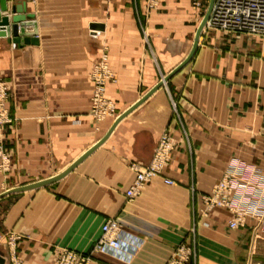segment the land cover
Returning a JSON list of instances; mask_svg holds the SVG:
<instances>
[{
    "label": "crops",
    "instance_id": "1",
    "mask_svg": "<svg viewBox=\"0 0 264 264\" xmlns=\"http://www.w3.org/2000/svg\"><path fill=\"white\" fill-rule=\"evenodd\" d=\"M208 1L195 9L193 0H160L148 11L147 0H6L2 17L12 22L16 7L34 16L38 35L28 45L0 37L13 118L0 130L11 160L0 196L42 186L0 199L4 254L10 246L22 264H56L65 250L92 256L90 264H167L185 244L188 264H248L258 223L233 230L228 210L202 216V201L234 160L264 176V37L202 32L192 61L113 129L188 58ZM104 54L116 110L99 120L91 74ZM166 131L171 164L129 201L130 165L149 163ZM109 220L121 226L122 249L96 252ZM253 252L264 264V232Z\"/></svg>",
    "mask_w": 264,
    "mask_h": 264
},
{
    "label": "built area",
    "instance_id": "2",
    "mask_svg": "<svg viewBox=\"0 0 264 264\" xmlns=\"http://www.w3.org/2000/svg\"><path fill=\"white\" fill-rule=\"evenodd\" d=\"M210 5V1H208ZM160 0H147L148 11L158 8ZM203 0H193L195 9L201 8ZM219 31L233 35L264 36V0H214L210 16L203 32ZM106 55L95 66L91 74L94 84L92 96V114L97 119H103L114 113L113 104L105 96L106 83L112 80V73L106 61ZM7 88L0 81V126L11 124L12 118L5 105ZM175 146L171 136L164 132L159 138L152 159L147 164L132 163L130 169L136 174L131 187L126 192L129 201L139 197L144 188L155 178L163 176L164 171L172 161ZM11 165L10 157L0 140V172H8ZM168 186L174 182L164 180ZM202 216H207L216 208L228 210L232 214L229 227L233 230L246 226L248 218L254 219L258 225L253 229L250 249L253 252L255 236L264 232V176L255 167L234 160L230 170L213 187L208 195L203 197ZM103 235L99 240L96 252L109 247L121 251L123 233L121 226L115 220H109L102 228ZM193 249L185 244L179 246L167 264H188L193 257ZM254 253L249 254L248 264H254ZM7 264H20L14 250L4 256ZM92 256L74 251L61 252L56 264H90Z\"/></svg>",
    "mask_w": 264,
    "mask_h": 264
},
{
    "label": "water",
    "instance_id": "3",
    "mask_svg": "<svg viewBox=\"0 0 264 264\" xmlns=\"http://www.w3.org/2000/svg\"><path fill=\"white\" fill-rule=\"evenodd\" d=\"M213 2H214V0H210L208 12H207L203 22L201 23L199 29H198L193 49H192L190 55L188 56V58L172 74H170V76L166 77L161 84H159L154 90H152L149 94H147L137 105H135L133 108L129 109L125 114L120 116L117 119V121L115 122L113 129L124 117H126L134 109H136L140 104H142L144 101H146L155 91H157L159 88H161L165 82H167L171 77H173L175 74H177L179 71H181L185 66H187L192 61V59L194 58V56L197 52L198 46H199L200 36H201V34L204 30L205 24H206V22L210 16ZM1 11L2 12L8 11L6 0H0V37L7 38L9 43H14L16 45L17 44L28 45L30 43H35V40H32V39L37 37L38 28H37V23L35 22L34 16L20 14V12L15 7V8H13L12 13H13V15H16V16H14L12 18V22H11V19L9 18V16L2 17ZM27 27H32L33 31L28 33L26 31ZM107 138H108V136L103 141H101L97 146H95L87 154V156L90 155L93 151H95ZM75 166H73L70 170L65 172L62 176H59V178L65 176L66 174L71 172ZM39 186H42V184L10 190V191L4 193L3 195H1L0 199L5 197V196H8L10 194L21 193V192H24V191L32 188V187L36 188ZM0 264H5L4 253L1 250H0Z\"/></svg>",
    "mask_w": 264,
    "mask_h": 264
},
{
    "label": "rangeland",
    "instance_id": "4",
    "mask_svg": "<svg viewBox=\"0 0 264 264\" xmlns=\"http://www.w3.org/2000/svg\"><path fill=\"white\" fill-rule=\"evenodd\" d=\"M260 37H264V36H260ZM107 57V56H106ZM102 59V58H101ZM106 61H107V58H106ZM108 64V63H107ZM109 67V66H108ZM110 69V68H109ZM110 71H111V73H112V77H113V79L112 80H109L106 84H108V83H110V82H113V80H114V74H113V72H112V70L110 69ZM0 81H2V82H4L5 83V85H6V88H7V96H8V98H7V100L5 101V105H6V107H7V109H8V103H9V99H10V85H9V83L7 82V81H5V80H3L2 78H0ZM107 86V85H106ZM106 88V87H105ZM112 103V102H111ZM113 104V103H112ZM113 110H114V112H115V110H116V108H115V106H114V104H113ZM9 110V109H8ZM9 114H10V112H9ZM11 116V115H10ZM12 118V117H11ZM12 121H13V118H12ZM8 125H10V124H8ZM8 125H4V126H0V130L2 129V128H4L5 129V127L6 126H8ZM3 129V130H4ZM167 132V131H166ZM168 133V132H167ZM169 134V133H168ZM170 135V134H169ZM171 136V135H170ZM172 138V137H171ZM173 139V138H172ZM3 141V140H2ZM3 145H4V141H3ZM175 146V145H174ZM173 156V155H172ZM10 253H11V247L10 246H8L7 247V249H6V251H5V254H4V256L6 255H10ZM251 253H254V252H252L251 251V249L250 248H248V254H251ZM17 258V257H16ZM18 260H19V258H18ZM19 262H20V264H22V262L19 260Z\"/></svg>",
    "mask_w": 264,
    "mask_h": 264
}]
</instances>
